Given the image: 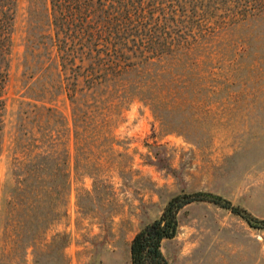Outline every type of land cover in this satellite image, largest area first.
Instances as JSON below:
<instances>
[{
    "label": "rangeland",
    "instance_id": "1",
    "mask_svg": "<svg viewBox=\"0 0 264 264\" xmlns=\"http://www.w3.org/2000/svg\"><path fill=\"white\" fill-rule=\"evenodd\" d=\"M183 1L192 17L177 27L176 55L65 70L56 46L27 64L30 0H18L0 156V264H131L135 234L183 189L221 195L264 219V0ZM50 12V0H39V23ZM123 61L142 65L113 72ZM159 80L180 91L163 105L153 90L145 94ZM48 136L67 155L68 187L37 233H12L19 161L36 145L45 149ZM178 217L177 235L162 244L170 264H264V228L230 209L200 201Z\"/></svg>",
    "mask_w": 264,
    "mask_h": 264
},
{
    "label": "trees",
    "instance_id": "2",
    "mask_svg": "<svg viewBox=\"0 0 264 264\" xmlns=\"http://www.w3.org/2000/svg\"><path fill=\"white\" fill-rule=\"evenodd\" d=\"M38 3L39 0H30L31 21L27 29L25 60L29 64L31 59L56 46L65 70L78 61L97 59L101 66L111 70L124 59H141L143 64H148L155 58L163 59L168 52L176 55L177 48L183 43L177 27L181 22L188 23L192 17L187 15L189 9L183 6V0H50L52 22L48 15L41 24L36 18ZM17 7L18 0H0V156L7 125V88ZM51 23L53 32L46 27ZM122 63V69L115 67L113 72L119 68L115 72L122 73L129 67L135 69L136 65H142ZM73 84V93H69V97L75 104L74 116L78 117L79 99L76 97V83ZM150 90L156 93L157 105H163L167 96L175 97L180 92L161 80L150 83L145 94ZM47 139L45 149L36 145L39 152L30 151L28 158L19 161V172L22 173H16L17 184L12 188L8 202L13 210L7 212L10 216L12 211L9 220L12 233H37L47 223L50 203L68 187L65 150L58 151L54 145L50 146L51 136ZM54 182L60 184L51 185ZM200 201L230 209L252 226L264 228L263 218L221 195L183 189L168 200L159 218L148 222L135 234L130 244L131 264H170L162 244L177 235L180 211ZM48 206L50 211L46 208Z\"/></svg>",
    "mask_w": 264,
    "mask_h": 264
}]
</instances>
